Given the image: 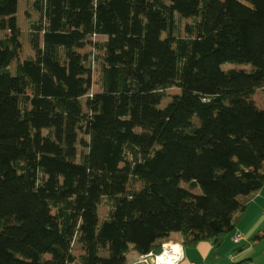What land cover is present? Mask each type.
Instances as JSON below:
<instances>
[{
    "label": "trees",
    "instance_id": "16d2710c",
    "mask_svg": "<svg viewBox=\"0 0 264 264\" xmlns=\"http://www.w3.org/2000/svg\"><path fill=\"white\" fill-rule=\"evenodd\" d=\"M263 185L264 0H0V264L219 244Z\"/></svg>",
    "mask_w": 264,
    "mask_h": 264
},
{
    "label": "crops",
    "instance_id": "0c3cea01",
    "mask_svg": "<svg viewBox=\"0 0 264 264\" xmlns=\"http://www.w3.org/2000/svg\"><path fill=\"white\" fill-rule=\"evenodd\" d=\"M236 231L244 235L238 243L232 240ZM168 241L182 246L183 256L176 264H264V185L250 197L236 228L219 244L205 240L196 246H184L178 232L172 233ZM140 257L132 249L128 263L136 262Z\"/></svg>",
    "mask_w": 264,
    "mask_h": 264
},
{
    "label": "built area",
    "instance_id": "2783aa9c",
    "mask_svg": "<svg viewBox=\"0 0 264 264\" xmlns=\"http://www.w3.org/2000/svg\"><path fill=\"white\" fill-rule=\"evenodd\" d=\"M244 238V235L242 232L238 231L234 234L232 237V240L236 243L240 242ZM174 244L170 243L169 241L164 242L162 244V251L159 254H155L153 252H149L148 254H144L141 256L140 260L135 263H127V264H144L145 261H148V264H155V261L153 259V256L155 254V257H160L163 255L164 257L170 258L176 263L182 258L183 256V249L182 246L181 252L177 253L179 250L175 249L173 246ZM177 257H179V260H177Z\"/></svg>",
    "mask_w": 264,
    "mask_h": 264
},
{
    "label": "rangeland",
    "instance_id": "374dc122",
    "mask_svg": "<svg viewBox=\"0 0 264 264\" xmlns=\"http://www.w3.org/2000/svg\"><path fill=\"white\" fill-rule=\"evenodd\" d=\"M223 67H224V69H229V68H232V67H246V68H248L249 65H238V64H233L232 62H226V63H224ZM94 80H95V82H97V80H98V68H96V71L94 73ZM197 192H200V189H198ZM169 242L172 243V244H174V245L176 243V242H171V241H169ZM179 245L181 247V244L180 243H179Z\"/></svg>",
    "mask_w": 264,
    "mask_h": 264
},
{
    "label": "clouds",
    "instance_id": "9594fccd",
    "mask_svg": "<svg viewBox=\"0 0 264 264\" xmlns=\"http://www.w3.org/2000/svg\"><path fill=\"white\" fill-rule=\"evenodd\" d=\"M153 259L155 261V264H176L175 261L170 258L164 257L163 255L157 258L154 254ZM177 260H179V257H177ZM144 264H148V261H145Z\"/></svg>",
    "mask_w": 264,
    "mask_h": 264
},
{
    "label": "bare ground",
    "instance_id": "6f19581e",
    "mask_svg": "<svg viewBox=\"0 0 264 264\" xmlns=\"http://www.w3.org/2000/svg\"><path fill=\"white\" fill-rule=\"evenodd\" d=\"M174 247H175V249L179 250L177 253L181 252V248H180V245H179V244H176V243H175ZM141 256H142V255H141ZM140 258H141V257H140ZM139 260H140V259H139ZM139 260H137V261H139ZM137 261H136V262H137ZM133 263H135V262H133Z\"/></svg>",
    "mask_w": 264,
    "mask_h": 264
}]
</instances>
